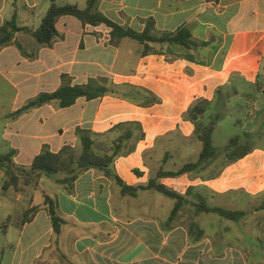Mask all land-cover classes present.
Segmentation results:
<instances>
[{
	"label": "crops",
	"instance_id": "1",
	"mask_svg": "<svg viewBox=\"0 0 264 264\" xmlns=\"http://www.w3.org/2000/svg\"><path fill=\"white\" fill-rule=\"evenodd\" d=\"M82 1L87 0L55 3L79 6ZM49 5V0H0V27L14 18L18 27L36 30ZM96 7L136 32L143 31L147 20L159 34L185 27L195 46L185 50L154 44L144 54L138 42L111 38L105 25H82L71 16L58 19L51 47L16 32L21 49L15 44L0 49V94L10 93L14 102L0 117V140L14 151L16 167L28 168L44 148L58 153L68 145L77 157L79 129L103 135L98 141L108 144L118 135L110 131L113 126L137 122L144 138L132 139L127 147L133 151L118 157L114 168L126 185H145L156 170H167L163 166L171 152L166 148L174 146L182 160L196 155L194 127L184 115L199 100L208 103L201 118L205 124L211 106L216 112L209 118L237 110V137L251 152L231 163L219 161L225 155L218 153L196 173L161 179L180 195L192 188L172 221L174 200L166 210L164 199L149 190L122 196L96 169L79 174L71 194L56 183L65 174L41 175L28 185L1 189L2 216L16 211L21 218L12 235L4 232L2 250L10 253L0 255V264H264V0H100ZM65 78L70 85L111 81L120 94L80 97L66 108L52 101L10 117L27 103L22 101L57 90ZM160 141L163 154L156 151ZM0 178L4 182L2 171ZM197 193L207 206L245 215L231 221L195 213ZM44 194L56 199L65 222L58 233L42 206ZM29 206L39 208L23 223Z\"/></svg>",
	"mask_w": 264,
	"mask_h": 264
},
{
	"label": "trees",
	"instance_id": "2",
	"mask_svg": "<svg viewBox=\"0 0 264 264\" xmlns=\"http://www.w3.org/2000/svg\"><path fill=\"white\" fill-rule=\"evenodd\" d=\"M56 0H49L50 5L43 16L39 27L31 30L27 27H18L15 19L6 21L0 27V49L8 45L15 44L19 49L20 45L14 40L16 32H24L30 35L36 43L45 47H51L58 33L56 23L63 16H71L77 19L82 25H105L110 28L111 38H128L138 42L145 48L144 54L149 51V46L154 44H168L179 46L185 50H190L195 46L191 32L185 27H179L176 31L167 34L157 33L152 20H147L142 32H136L130 28L120 26L104 14L97 10V3L100 0H87L84 8H79L74 4L57 5ZM65 82L55 91L50 93H41L27 101L22 107L10 115L11 118L17 117L29 110L43 106L52 101L58 102L61 108L71 106L78 98L83 97L87 100L102 97L110 91L104 84L97 83L96 80H89L86 84L70 85ZM101 83V82H100ZM207 104L204 100H199L186 111L184 119L188 120L194 127L193 137L200 142L201 149L196 161H188L177 168L156 170L154 175L150 176L145 185L128 186L116 174L114 168L115 160L133 151V146L127 147L132 139L142 140L144 133L141 125L137 122H124L113 126L110 131H115L118 135L108 144L99 142L98 139L103 135L93 134L87 130H77L79 135L81 152L76 157L73 149L66 145L58 153H52L44 148L35 156L28 168L16 167L12 162L14 151L6 154H0V171L4 174L2 191L9 188H17L19 184L28 185L32 179L41 175L54 176L60 172L65 174L64 178L56 179V183L65 187L67 193L73 192V182L79 174L89 169L101 171L107 178L111 179L120 189L122 196L135 197L138 192L149 190L159 193L166 198L175 201L171 210L168 221H172L178 210L183 206L185 198L190 195L192 188H188L184 195H180L174 190L163 185L160 180L163 178H176L186 173H196L203 168L206 162L215 160L217 151L213 146L212 135L214 132L213 123H203L201 118L206 111ZM251 149L248 144L239 141V137L231 138L224 153L225 160L228 163L235 162L247 155ZM139 174L138 171H133ZM199 203L193 204L195 213L217 214L224 219L238 221L245 212L239 210H229L222 207H210L203 201L202 195L196 194ZM42 206L45 208L55 233L60 231L61 226L65 223L58 214L57 201L54 197L47 194L43 195ZM38 206H29L23 212V223L29 222L38 210ZM264 209V205L261 207Z\"/></svg>",
	"mask_w": 264,
	"mask_h": 264
},
{
	"label": "rangeland",
	"instance_id": "3",
	"mask_svg": "<svg viewBox=\"0 0 264 264\" xmlns=\"http://www.w3.org/2000/svg\"><path fill=\"white\" fill-rule=\"evenodd\" d=\"M86 6V2L82 1V3L80 2L79 4V8H84ZM133 44H136V42L131 41ZM104 84L107 88H109L110 91L115 92L116 94H118L119 92L117 91V89L112 85L111 81H105L102 83ZM120 94V93H119ZM23 99V98H21ZM28 100L22 101V103H26ZM237 102V100H235ZM21 102V101H20ZM13 99H12V95L10 93H5V94H0V117L3 116V114H5L6 112H8L10 110V106L13 104ZM209 109V112H207V114L213 113L215 114L216 109L214 106H211ZM206 114V116L204 115L203 117V121L207 122V123H213L215 126V130L213 132L212 135V139H213V146L215 147L217 153H225L226 151V145L228 143V140L231 138H234L236 136H238V128L236 126L235 120L237 119V117L239 116V112L237 110H230L228 112H225V114L222 117H218V118H209V116ZM2 125L0 122V133L2 130ZM164 142L160 141L157 145V152L158 153H162L165 150L164 147ZM247 144V143H246ZM251 144V143H250ZM250 146V145H248ZM200 149V143L199 141L194 142V152L198 153V150ZM9 145H6V143L1 142L0 140V154H6L9 152ZM166 150L170 151L171 153V158H168L166 161V164L163 166L165 169L167 170H171L176 168L177 166H179L182 162H188L189 160L194 161L196 155L192 156V157H185L184 160H182V158L178 157V154L175 153V147L172 146L171 148ZM219 161H225V158L222 156V158L219 159ZM64 174L63 172L58 173L57 175H62ZM3 183V179L0 178V192H1V186ZM34 187V186H32ZM149 193H151L154 196L160 197L162 199H164L166 205L163 206L164 209L169 210L172 206L173 200L166 198L165 196L150 191ZM40 199L39 194H36L35 196V202H38ZM260 201L264 202V195H262L260 197ZM18 207L17 208H22V203H17ZM219 206V205H218ZM224 207V206H222ZM226 208V207H225ZM229 208V207H227ZM261 213H264V209H262V211H260ZM21 218V215L19 216V212L17 213L16 211L11 212L9 215L6 216H2V213L0 211V255H2L3 253H5V257L6 255H9L8 253H10V250L8 248L2 250V244L5 243L6 239H5V231H9V234H11L12 229H15V225L18 223L19 219ZM12 235V234H11ZM6 259V258H5Z\"/></svg>",
	"mask_w": 264,
	"mask_h": 264
},
{
	"label": "built area",
	"instance_id": "4",
	"mask_svg": "<svg viewBox=\"0 0 264 264\" xmlns=\"http://www.w3.org/2000/svg\"><path fill=\"white\" fill-rule=\"evenodd\" d=\"M262 92H264V87H262Z\"/></svg>",
	"mask_w": 264,
	"mask_h": 264
}]
</instances>
